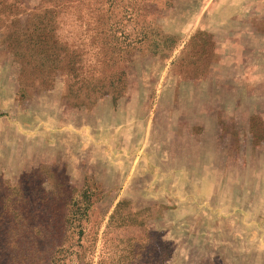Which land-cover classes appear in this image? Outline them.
Masks as SVG:
<instances>
[{
  "label": "rangeland",
  "instance_id": "obj_1",
  "mask_svg": "<svg viewBox=\"0 0 264 264\" xmlns=\"http://www.w3.org/2000/svg\"><path fill=\"white\" fill-rule=\"evenodd\" d=\"M0 264H264V0H0Z\"/></svg>",
  "mask_w": 264,
  "mask_h": 264
}]
</instances>
